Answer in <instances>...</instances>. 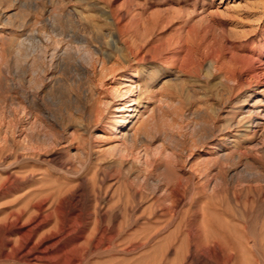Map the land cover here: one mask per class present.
<instances>
[{"label": "rangeland", "instance_id": "374dc122", "mask_svg": "<svg viewBox=\"0 0 264 264\" xmlns=\"http://www.w3.org/2000/svg\"><path fill=\"white\" fill-rule=\"evenodd\" d=\"M47 19L139 76L134 145L97 121L113 81L79 45L29 69ZM263 22L264 0H0V264H264V133L241 113Z\"/></svg>", "mask_w": 264, "mask_h": 264}, {"label": "bare ground", "instance_id": "6f19581e", "mask_svg": "<svg viewBox=\"0 0 264 264\" xmlns=\"http://www.w3.org/2000/svg\"><path fill=\"white\" fill-rule=\"evenodd\" d=\"M261 16H263V14H261ZM261 16L259 17V20L262 19ZM11 17H12V15H11ZM5 19L8 20L7 17ZM38 22H40V24L43 23L42 25H45V26L49 27L50 28L49 29L50 31H48V34L46 36L47 37L46 38V41H43V39L42 40L41 39L34 40L35 37L34 38H26L25 37L26 40L25 39L24 40L27 41V43H24L25 41L23 40L22 44L23 43L24 44L23 45H20L21 46L20 49L23 52L24 51L27 52L26 53V56L27 57L32 56V63L29 64L30 65L29 66V69H31L32 72L36 73L35 71H36V69H37L38 66L36 67L35 65L38 64V62H36V58L38 57L37 56V50L39 48L43 49V53L42 54L45 55V54L48 53L47 50L50 47L51 48L53 47L54 48V51L52 53H50L48 56L50 57L51 60H54L55 62H58V61H61L62 59H64L65 57L67 58L68 55L69 56H72V55H70L71 54L70 52H69L70 53L69 54L68 51H66L67 48H70L71 46L73 47V44H74V46L75 45L76 46L79 45L82 48V50L84 49V51L86 53H89V56L88 57H89V60H91L90 67H91V69H93V71H94V67H93L94 61H97V62L99 61V70H98V77H99V79L101 81L102 80H105V81L112 80L113 81V83L111 84L110 87H106V88H109L108 89V95L105 96L103 94V96L99 100V107H97L99 109H97V112L95 110L96 115H97V121H99L100 123H102L103 129H106L109 133H111L112 135H114L115 140L122 142L120 144L125 143V144H129V145H134V143H135V135H134V132L133 131H134L136 125L138 123H140L141 112H142V111L140 112V110L141 109L144 110L146 108L144 106L141 107V104H142L141 103L142 102L141 100H142V97L143 96H142V93H141V86L138 83L139 76H137L136 74H133L131 71H127V72L120 71L119 73H122V75L116 77V75H114V74H116L115 73L116 70H113L112 68H108L107 67V65H108L106 63V61H107L106 60L107 59L106 57L107 56H105L102 53V51L99 50V47L98 48L97 47L89 48L90 46H88L87 43H85L86 41L84 42L83 39L80 40V37L81 36L78 39H73V38L71 39L70 37L66 39L65 37H62V34H56V33H54L53 27H52V22L53 21L51 22L50 20L47 19V20H42V21L38 20ZM263 24H264V22H263ZM29 26H31V25H29ZM34 26H36V24ZM40 30H43V29L41 28ZM40 30L38 28V31H40ZM31 31H29V33ZM45 35L43 37H45ZM75 35H78V34H75ZM63 36H64V34H63ZM82 37L84 38L83 35H82ZM84 40H85V38H84ZM17 44H20V43H17ZM82 45H84V46H82ZM57 46H59V50L56 49ZM80 47H77V49L80 48ZM72 49H74V48H72ZM125 54H126V57H128V55H129L128 52L125 53ZM68 60L69 61H72L70 59H68ZM74 60H75V58H74ZM64 63H66V62H64ZM96 64H98V63H96ZM73 67H74V65H73ZM95 69H96V67H95ZM77 70L78 69H76V71ZM249 70H247V71H249ZM48 71L45 70V69H43V71L41 73L42 79L40 78L42 80V82L43 81H47V80L51 81V79L53 77L52 71L50 70L51 73L48 72ZM79 72H81V71H79ZM38 73H39V71H38ZM31 75L33 76L34 74H31ZM102 83H101V85H102ZM106 91H107V89H106ZM257 106H259V107H257ZM159 111H161V110H159ZM107 112H109V114ZM103 113L104 114L107 113L108 115L106 114V117H105L103 115ZM241 113H242V119H243L242 121H243V124L245 126V129H244L245 135H247L248 133L258 134L259 136L263 135V133H264V101H261V100L259 101L257 98L254 97L252 100L249 101L247 107L244 108V109H242V112ZM186 116L183 119H185V120L188 119ZM263 136H261V137H263ZM205 139H206V137H205ZM224 139L227 140L226 136H225V138H220L218 140L221 141V140H224ZM259 139L261 140L262 138L259 137ZM227 141H229V140H227ZM256 142H258V141H256ZM259 143H261V142H259ZM210 144H212V143H210ZM225 146H227V145H225ZM215 149H217V150L219 149V157L224 156L225 149L221 145L220 146H216ZM217 150H215V151H217Z\"/></svg>", "mask_w": 264, "mask_h": 264}]
</instances>
